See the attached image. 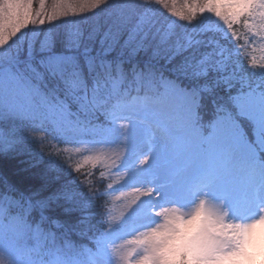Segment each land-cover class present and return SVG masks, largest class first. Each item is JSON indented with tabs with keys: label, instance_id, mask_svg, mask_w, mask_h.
I'll list each match as a JSON object with an SVG mask.
<instances>
[{
	"label": "rangeland",
	"instance_id": "374dc122",
	"mask_svg": "<svg viewBox=\"0 0 264 264\" xmlns=\"http://www.w3.org/2000/svg\"><path fill=\"white\" fill-rule=\"evenodd\" d=\"M227 2V13L233 10L224 13L229 25L232 16H251L247 34L259 76L264 0ZM210 6L200 8L205 26L213 23ZM29 13L23 0H0V45L9 43ZM135 79L157 98L143 102L140 96L116 114L105 107L116 94L112 89L98 103L82 97L85 113L71 117L66 105L48 103L31 77H0V120L11 117V107L18 110L15 118L42 122L78 142L72 151L83 154L80 164L102 169L109 204L96 252L70 258L54 245L46 247L41 227L14 219L13 201L0 200V263L264 264L263 86L241 97V119L223 112L210 121L198 114L194 95L175 82ZM21 97L28 99L17 103ZM92 107H105V115L116 118L106 127H88Z\"/></svg>",
	"mask_w": 264,
	"mask_h": 264
},
{
	"label": "trees",
	"instance_id": "16d2710c",
	"mask_svg": "<svg viewBox=\"0 0 264 264\" xmlns=\"http://www.w3.org/2000/svg\"><path fill=\"white\" fill-rule=\"evenodd\" d=\"M23 3L29 19L0 45V77H31L44 99L66 105L71 117L85 113L79 108L82 97L98 103L112 89L116 94L105 107L116 114L140 96L143 102L156 97L151 89L144 93L136 75L187 89L199 102L200 117L210 121L223 112L241 119V97L256 85L264 90V72L254 73V43L247 34L251 16H232L229 25L226 15L233 10L227 13V0ZM202 5L210 6V26L200 14ZM22 98L17 103L28 99ZM105 107H92L88 127L111 123ZM7 110L11 117L0 120V200L16 204L10 215L18 222L41 227L46 247L54 245L70 258L87 249L95 253L107 229L109 206L102 169L80 164L83 154L72 151L78 142L42 122L15 118L14 108Z\"/></svg>",
	"mask_w": 264,
	"mask_h": 264
}]
</instances>
